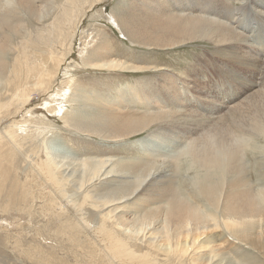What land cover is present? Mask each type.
Segmentation results:
<instances>
[{"label":"bare ground","instance_id":"obj_1","mask_svg":"<svg viewBox=\"0 0 264 264\" xmlns=\"http://www.w3.org/2000/svg\"><path fill=\"white\" fill-rule=\"evenodd\" d=\"M101 1L0 0V115L16 99L26 103L31 86L40 89L60 69L69 74L53 45H68L71 52L80 24ZM111 13L112 23L137 48L211 44L199 53L203 60L226 62L220 70L246 91L236 98L217 92L214 74L223 73L213 60L198 68L197 59L198 66L175 73L153 62L128 61L98 30L90 31L77 48L84 68L148 73L106 98H87L91 93L84 95L68 76L56 92L69 91L62 98L71 109L54 103L51 92L40 104L96 138L125 142L139 136V155L89 158L62 152L55 143L45 146L43 124L18 131L32 117L28 109V117L0 126L9 144L0 152V179L7 173L3 162L16 160L24 142L40 138L42 151H23L31 177L10 188L0 210L20 220L22 213H37V236L56 240L75 256L83 250L76 264H258L256 255L264 256V179L253 182L247 172L255 168L249 156L264 164V0H117ZM14 35L24 43H12ZM15 225V231L21 227ZM217 230L236 253L250 248L243 252L251 259L223 252Z\"/></svg>","mask_w":264,"mask_h":264},{"label":"rangeland","instance_id":"obj_2","mask_svg":"<svg viewBox=\"0 0 264 264\" xmlns=\"http://www.w3.org/2000/svg\"><path fill=\"white\" fill-rule=\"evenodd\" d=\"M116 2L117 0H102L95 8H93L94 10L93 9L89 10L88 16L83 19L82 23L79 26L81 30L78 28V31L76 34L77 37H75L71 52H69L68 45L63 46V47H59L61 46L60 44H56V46L53 45L52 50H57V52L60 55V58L62 55H64V57L66 58L65 63L62 61L63 62L62 66H64L65 64L68 66L69 74L65 76L64 74H62L65 71V69L64 70L60 69L61 74L59 73L57 76L52 78L51 81L49 80L50 82L48 81V84L47 83L43 84L44 86L46 85L47 88L45 87L44 89L43 85L39 87L40 89L31 86L29 88V93H28L30 95L29 99L27 98L28 101H26V103H24L23 101V104H22L23 106L21 105L22 102H18V99H16L13 101V104L12 103L8 104L4 108V110H2L0 117L2 118L4 123L1 120L0 126H4L8 123L9 124L11 123L14 125L15 122L21 121L22 117H25V118L28 117V115L25 112L26 110L30 109L32 113V117L28 118L29 121H26L28 124L23 123L24 125L20 128L17 126L18 131L21 130V133H24L25 129L26 130L27 129L36 130V128L35 129L33 128L34 123L38 122L39 124H43L45 126V129L44 128L43 129L37 128V129L38 130L42 129V131L40 130V133L44 135L43 136L44 142H42V144L44 143L45 146L53 145V143H55L57 144L58 147H60V149H62L61 150L62 152L67 151L68 153L75 154L76 156L89 157V158H115V157L118 158L119 156L128 158V157H135L139 155V153L137 152H139L141 149L138 147L137 142L135 140L136 137H139V136H132L131 138H126L125 142L124 140H121V139L117 141V140H108V139L106 140V139H102L101 137L96 138V136H93L92 134H87L84 131L74 130L72 127H70L64 122V120L61 118V115H58L56 112L47 111L46 108H44L43 104H40L44 102L43 99L47 97V94H50L51 92V95L49 96V98L55 97L54 103H57V105H61L62 108L64 109L66 108L68 110L71 109L70 108L71 105L67 102H64V98H62L63 94H67L69 91H65V92L63 91L59 93L56 92L57 88L65 84V82L63 83L61 81H64V80L66 81L65 78L68 76L72 77L73 80L72 79L71 80L74 83V86L78 85V88L84 91L83 93L84 95L91 93L90 95L88 94L87 98H92L95 96L106 98L109 96L113 97L114 94L117 93V90L121 87L120 84H123L125 82H132L134 78H136L137 75H140V74L144 75L148 73V72L146 73L140 72L135 75H132L129 73H122V71H97V70L84 68L82 65H80L77 48L80 47L79 42L81 39H83L82 35H84V37L86 36L85 38H89V36L91 35L90 31L94 33L95 30H98V33L101 34L103 39L110 41L113 52L117 53L118 55H121L122 58L128 61L134 62V63L153 62L159 65H162V67L169 68V69L171 68L174 70L175 73H177V72H181L187 66H192V64L195 66L196 65L198 66V63H197L198 60L200 62L198 68L200 66L202 67L203 65L205 66L206 62L208 66V61L213 60L211 62L217 68V73H223V71H221L220 69L224 65H222L221 63L227 64L226 62L219 63L216 59H213V58H209L208 60L204 61L203 60L204 56L199 54L202 51L205 52L204 51L205 49H211V44L209 43L207 44V42H204V43L199 42L197 43L198 45L195 44L194 46L181 45L177 49H173V50L172 49L137 48L136 46H134V44H130L129 41L126 40L127 38H125L126 35L122 34L123 31L119 29V27L116 24L112 23L111 11L115 7ZM26 17L27 16H24L25 19H27ZM82 32L84 33L82 34ZM46 35L48 38L50 35L49 31L45 32V36ZM55 35L56 33H54V36ZM253 35L255 36V34ZM19 38L20 37H18L17 35H14L12 38V41H13L12 43L16 42L18 44L19 43L23 44L24 40L22 38L20 39ZM20 40L22 42H20ZM258 48L262 49V47H258ZM38 54L33 53V56L35 57L36 55L37 57ZM44 55L46 57L45 52L43 55L39 54L38 56L44 59L43 57ZM10 56L9 58L11 59L12 56L11 57ZM54 60L51 61L52 66L54 65V63H56L55 62L56 60L55 61ZM23 70H24L23 72H26L25 67L23 68ZM238 71L242 73L241 70H238ZM229 73L232 74V75L230 74V76H233V74L236 72L233 73L232 71H229ZM24 74L21 75L22 78L25 76ZM218 75L219 74H214L215 76L214 84L217 86L215 89L217 92L221 93V91L223 90V93L225 96L228 95V97L236 98L244 94V92L246 91V89L238 90L239 88L238 84H236V82L233 81L231 77H225L226 75L225 73H223L220 77H218ZM28 77L30 79L29 82L31 81L30 83L35 81L34 77L32 76L31 78L30 76ZM22 80L24 81V78L23 79L20 78L19 83H22ZM42 88L44 89V91ZM59 97L60 99H58ZM7 98L8 97L5 96L3 98V101H5ZM60 100L62 102H60ZM9 106L11 107L8 108ZM16 108H18L17 110H20V111H17ZM7 111L9 114L7 113ZM30 122H32L33 124H31ZM43 131H45V133ZM39 139H38V142L35 141L32 145L30 142L29 143L24 142L25 147L21 148L23 149L21 150L22 152L16 155V160L13 159L12 161L8 160V161L3 162L2 166L4 167L7 173H5L3 178L0 179V181L3 183V186H0V194H1L0 199H2L6 195V193L10 190V188L15 185V183L16 185L18 184L17 187L20 186L19 188H21V185L23 186L24 182L30 179L31 177L30 176L31 174H29L30 167L28 163H26L25 160L22 158L25 154L23 153V151L28 153V151L30 152V147L35 146L36 150L38 148V151H39V148H40V152H41L42 146L38 144L39 142H41L40 141L41 139L40 140ZM0 145H1L0 152L5 151V149L9 146V144L8 146L6 145V142L2 140L1 136H0ZM2 145L4 147H2ZM17 156H19L20 159ZM249 157L252 159V162H251L252 167H255V168L254 169L252 168L251 170H249L247 172V176L250 177L253 182H256V181L262 182V180L264 179V164H262L260 161H253V158L251 156ZM9 162L10 163L13 162L14 165L12 163V166H11ZM27 171H29L28 172L29 176L27 175ZM178 181H179V178H178ZM255 185H258V184L255 183ZM185 187H186L185 185H182V188H185ZM187 194L192 195V196L194 195L190 191H187ZM195 198H196V195H195ZM1 212L4 214V216ZM86 212L87 211H85V213ZM6 213L5 211L0 210V216H1L0 217L1 218L0 219V231H1L0 232V264H76L75 262L77 260L82 259V254H83L82 249L78 248L79 250L77 249V256H75L73 252H70L69 248L60 246L59 245L60 243L57 242L56 240H51V239L47 240V238H42L40 236H37L35 224L33 223V220L35 218H39L37 213H34L32 217L26 216L27 215L26 213H22L23 218H21V220L18 218H15V212L11 216H9ZM88 213H90V211H88ZM6 215H8L9 217L5 219ZM16 217H20V215H16ZM15 220L16 221L19 220V221L16 222ZM8 222L10 223L8 224ZM1 223L3 226H1ZM15 223H20L21 225V227L17 225L19 228L16 231H15V228H16ZM11 226L13 229L11 228ZM216 236L217 238L220 239L217 242L218 243L220 242L221 246L223 247V248L221 247V250L222 251L225 250L223 252H226V253L229 252V254L231 253L230 256H233L234 258L235 256L236 257L238 256L237 258L239 259V257L242 256L247 259V257L249 256L247 254L248 252L245 253L243 252V250L245 249L250 250V248H248L247 246L246 247L244 246L243 250H239L236 253V251H233L231 248L233 246L232 241L231 242L226 241L224 243L226 239L223 236H226V234L223 230H217ZM57 240H60V239H57ZM143 248L144 247H141L140 249H143ZM261 251H262V248H261ZM239 252H242V253H239ZM257 256H259L258 257L259 261L256 258V260L258 261L257 263L263 264L264 256L262 254L256 255V257ZM250 257L252 256H249L248 259H251ZM261 259H262V263H261ZM252 263H249V264H252Z\"/></svg>","mask_w":264,"mask_h":264}]
</instances>
